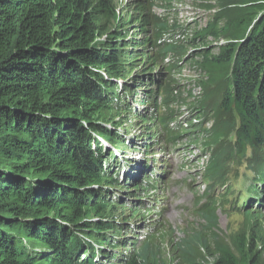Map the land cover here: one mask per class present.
<instances>
[{"label": "trees", "instance_id": "1", "mask_svg": "<svg viewBox=\"0 0 264 264\" xmlns=\"http://www.w3.org/2000/svg\"><path fill=\"white\" fill-rule=\"evenodd\" d=\"M153 1H127L130 18L149 33L146 45L154 46L149 61L134 64L120 32L98 39L100 20L115 16L113 0H0V264H111L106 247L116 245L107 232L121 235L112 220L116 212L128 209L142 219L149 212H133L126 202L145 197L149 188L140 182L123 187L125 203L108 198L102 187L121 183L103 168L116 157L97 137L123 145L119 129L131 118L144 126L146 146L162 143L165 150L181 136L168 127L171 66L157 63L173 46L156 43L166 25L151 13ZM235 7L231 26L216 30L215 23L209 30L224 39L204 60L209 88L201 102L219 95L217 112L224 114L204 144L233 135L227 150L215 148L204 166L207 188L193 203L199 225L179 240L167 228L148 235L139 249L121 254L119 264H264L256 249V242L264 246V195L254 184L247 189L255 198L243 197L237 206L239 228L225 237L217 233V209L227 200L215 186L230 190V164L245 161L253 179L264 183V0H238ZM139 90L145 104L136 112L126 98L135 103ZM159 91L165 94L161 112ZM113 111L126 113L125 121H115ZM150 125L162 133L149 132Z\"/></svg>", "mask_w": 264, "mask_h": 264}, {"label": "rangeland", "instance_id": "2", "mask_svg": "<svg viewBox=\"0 0 264 264\" xmlns=\"http://www.w3.org/2000/svg\"><path fill=\"white\" fill-rule=\"evenodd\" d=\"M127 1L128 0H113L115 16L100 20V23H102L100 32L102 35L98 36V39L103 40L106 37L107 32L111 29L120 32L124 37L120 44H122L124 50L129 53V59L136 60L134 64L143 63L149 61V54L152 55L150 47L145 43L146 37L149 36V33H141L144 30L142 23L139 27L138 23L140 21L130 18L129 13L131 12V7L127 4ZM184 1L187 3L184 7L178 10L179 19L188 22L192 28L186 29L188 28L187 26L184 28V36L180 39L178 45L180 47L184 46L186 53L188 50L192 49L191 52L188 53L187 58L182 56V59H187V62L184 61L183 63L184 66H188L190 72L180 76L179 80L176 79V77L174 78L181 83V93L178 94L179 102L173 107L171 106V103L174 100L172 101L171 97V100L168 103V108L169 110H175V112L182 116L188 114H192V117L198 116V124H200L203 119H206L208 120L207 127H211L212 131H215L223 123L224 114L219 111L217 112L219 95H211L206 102H201L209 88V85H207L206 82L208 73L206 74L201 70H206L204 67L206 55L216 53L224 39V37L221 38L214 36L209 30L212 29L215 23H217L216 30H218V27L221 29V27H224L225 25H227V27L231 26V23H226L227 21L229 22L232 11L235 12V5L238 3V0ZM150 11L153 13L151 8ZM206 11H210V16L206 14ZM187 15H193L194 17L191 20V18H187ZM202 18L205 20L203 25L193 28ZM160 20L166 25V28L163 30L164 33L169 32L171 25L169 24L168 18L163 16ZM194 55L197 57V63H191L189 60V57ZM179 63H181V61H179L178 64ZM171 64H173V67L178 66L175 62ZM157 65L166 66V63L162 60L158 62ZM130 67L131 66H128L126 68L128 69ZM116 84L120 87V85L123 84V79H116ZM211 87L218 89L219 91L223 90L222 86L211 84ZM139 91L135 103L129 96L126 98L130 105L135 104L136 112L143 110L145 104L141 95L142 91ZM162 94L163 92H161V95ZM181 100H185V103H181ZM114 102L116 101L114 100ZM164 107H162V110H165ZM112 114V116H115V121L119 120V122H121L126 119V113H116L113 111ZM130 120L126 121V126H120L119 129V139L124 140L123 145H114L119 148L118 152L121 154L115 160L103 163V168L108 170V175L116 177L117 182H120L121 184H115V186L110 188L103 186L102 189L108 190V192H106L108 198L113 200L119 198L121 203H125V200L128 199L126 193H124L125 189L123 188L126 184L131 188L139 181L145 188L156 187V189L152 190V192H147L145 197L141 200L128 199L126 201H130V204L136 210L149 208V212L143 214L145 217L144 219L141 217L142 214L132 216L128 209H124L123 212H116V216L112 220L114 225L120 229L121 235L115 233L116 236L114 237L113 233L110 234L107 232L109 235H112L114 240L113 244L116 245L115 249L112 247H106L111 251L112 255L118 251H122L126 246L128 247L129 252L133 241H135L136 244L140 242L141 239L137 240L135 237L136 226H139L141 230H143V228L146 227L154 228L160 222V231L167 228L172 234L174 240H179L184 236L183 230L190 229L192 226H198L200 219L195 215L193 207L195 193L205 190L208 184V181L202 176L206 162V157L202 154V148L204 154H208V156L211 155L215 148H219V151H225L231 144V136L233 135L232 133L229 134L222 138L217 144H204V142L208 140V136H206L201 129V145L193 142L192 145L180 149L170 147L168 150H160L161 145L157 142H154L151 146H146L148 142V139H146L147 134L145 133V130L144 133H141V128H144V126L138 127V124H135V121H133L132 118ZM150 126L151 129H149V132H152V129H157L154 125ZM110 129L116 131L118 128L111 126ZM183 132H186V130H183ZM126 140L129 141L126 142ZM132 150L137 152L140 151L139 162L142 163L134 160L130 161L134 163L135 166L133 169L129 170L125 166L123 158L126 156V153H130ZM247 154L250 155V151H248ZM108 156L109 154L106 152L103 155V157ZM120 165H123V167ZM145 166L150 167L149 172H153L152 180L150 182H146L144 179L145 174L143 171ZM230 168L231 170L228 173L229 179L227 182L230 186V190L226 191L224 189L225 186H215L216 192L220 193L222 198L227 200L223 203L226 210L222 206L217 209V233L223 237L228 235L230 231L236 230L241 225L243 214L242 211L238 210L236 207L242 206V196L247 195L251 198L254 197L253 192H250L247 189L248 185L250 183L254 184L255 189L260 192L261 196L264 195V183L253 179L256 175L247 167L245 161H235L230 164ZM142 193L143 191H141V194ZM255 202L256 199H254L252 205H254ZM262 203L264 208V197ZM116 238H118L119 241H116ZM165 241L166 237L162 244L166 250ZM226 242H228V239ZM256 249L260 251L259 254L264 256V246L260 241L256 242ZM80 257H82V255ZM118 258H120V256ZM104 259L105 258L102 260Z\"/></svg>", "mask_w": 264, "mask_h": 264}, {"label": "built area", "instance_id": "3", "mask_svg": "<svg viewBox=\"0 0 264 264\" xmlns=\"http://www.w3.org/2000/svg\"><path fill=\"white\" fill-rule=\"evenodd\" d=\"M186 3L187 2L184 0H170V5L168 7L159 6V7L155 8L159 14H167V18H168L169 23L176 26V35H177L176 40H178V41L181 39L183 30L186 26L188 27L186 29L192 28V27H190L188 22L182 21L179 19V11L178 10L181 9L182 7H184V5ZM206 14L210 16V11H206ZM183 16H184V14H183ZM191 17H194V16L193 15H187V18H191ZM204 21L205 20H203V18H202L200 21H198L197 25L194 26L193 28H197V26H202ZM191 50L192 49L187 51L184 58H187L188 53L191 52ZM189 60L191 61V63H197L198 62L196 55L189 57ZM184 61L187 62V59H182L181 63H179L181 65V68H180V71L176 75V77L178 79H180V76H182L183 74L190 72V70L188 69V66H184V63H183ZM201 71L204 72V70H201Z\"/></svg>", "mask_w": 264, "mask_h": 264}, {"label": "bare ground", "instance_id": "4", "mask_svg": "<svg viewBox=\"0 0 264 264\" xmlns=\"http://www.w3.org/2000/svg\"><path fill=\"white\" fill-rule=\"evenodd\" d=\"M193 19V17H191V20ZM140 21V20H139ZM139 25V27H140V24H141V22H139L138 23ZM141 33H144L143 31L141 32ZM196 35V34H195ZM149 36H147L146 38H148ZM148 46V45H147ZM153 48H154V46H151L150 47V49H151V51L153 50ZM151 53H153V52H151ZM151 55V54H150ZM158 104V107H159V111L161 112V111H163L162 110V107H164L165 106V104L163 103V101L162 102H159V103H157ZM171 111V110H170ZM173 111V113H174V110H172ZM173 117V116H172ZM172 117L170 118V120H169V122H168V127H170L171 126V121H172ZM150 230H152L153 228L151 227V228H149ZM146 234H148V233H146ZM156 234L158 235V232H156ZM156 234H152V235H156ZM144 246V245H143ZM142 246V247H143ZM141 247V248H142ZM124 256V255H123Z\"/></svg>", "mask_w": 264, "mask_h": 264}, {"label": "clouds", "instance_id": "5", "mask_svg": "<svg viewBox=\"0 0 264 264\" xmlns=\"http://www.w3.org/2000/svg\"><path fill=\"white\" fill-rule=\"evenodd\" d=\"M162 231H160L159 233H158V235L161 233ZM157 236V235H156Z\"/></svg>", "mask_w": 264, "mask_h": 264}, {"label": "water", "instance_id": "6", "mask_svg": "<svg viewBox=\"0 0 264 264\" xmlns=\"http://www.w3.org/2000/svg\"><path fill=\"white\" fill-rule=\"evenodd\" d=\"M146 237V236H145ZM128 254H129V252H128Z\"/></svg>", "mask_w": 264, "mask_h": 264}]
</instances>
